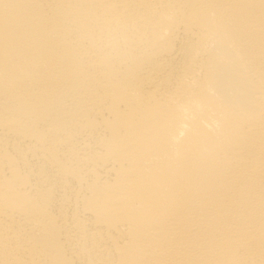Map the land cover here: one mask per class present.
Masks as SVG:
<instances>
[{"label":"bare ground","instance_id":"6f19581e","mask_svg":"<svg viewBox=\"0 0 264 264\" xmlns=\"http://www.w3.org/2000/svg\"><path fill=\"white\" fill-rule=\"evenodd\" d=\"M0 264H264V0H0Z\"/></svg>","mask_w":264,"mask_h":264}]
</instances>
